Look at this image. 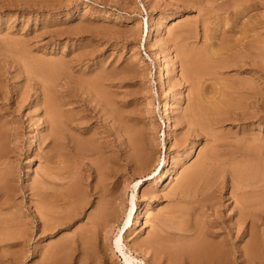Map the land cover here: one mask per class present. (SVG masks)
<instances>
[{
    "label": "rangeland",
    "instance_id": "1",
    "mask_svg": "<svg viewBox=\"0 0 264 264\" xmlns=\"http://www.w3.org/2000/svg\"><path fill=\"white\" fill-rule=\"evenodd\" d=\"M215 1L221 5V10L209 15L206 10L209 5L202 4V0H0V179L3 175L4 180L0 181V186L14 188V198L2 206L0 218H19V222L22 217L21 223L16 222L10 228L0 225V264H122L119 254H106V247L123 224L133 192L137 194L138 210L125 244L131 248L133 242H142L143 250L132 247V251L146 264H192L181 250L191 247L198 233L204 230L217 233L208 236L214 240H220L218 235L231 232L234 249L244 250L249 237L236 231L238 226L234 220L237 217H230L235 211V200L230 196L234 191L240 195V190L235 189L239 183L232 175L236 167L250 166L259 173L256 182L264 185V74L258 68L260 59L258 66H253L247 54L242 53L243 50L246 53V49L231 50L230 47L240 36L242 26L246 27L245 23L253 20L257 26L248 33L251 36L245 45L252 40L256 47L251 51L259 53L264 44L261 27L264 0ZM249 4H252L250 8ZM240 10L243 14L239 18L236 14ZM231 28L234 31H230ZM212 36L216 38L210 41ZM208 44L213 51L221 50L220 55L211 58L208 63L211 69H204L201 76L194 77L195 74L190 73L191 57L196 51L209 55ZM157 54L162 60L158 61ZM234 58L248 60L247 63L241 60L242 64L237 62L241 64L237 67ZM164 69H168V77L162 85L159 76ZM188 71L186 77L190 78L186 80ZM91 80L99 84H88ZM246 82L255 87L256 97L248 94L251 91ZM243 85L246 88L243 89ZM169 97L172 105L167 117L171 123L167 128L161 103ZM50 100L61 106L64 115L61 131L65 132L59 137L63 144H57V149L51 148L48 105H44ZM198 109L204 111L203 118L199 117ZM195 116H198V124L202 120L206 122L194 126L197 125L192 118ZM135 142L142 143H137L141 146L139 151ZM132 152L146 153L147 158L152 154L149 156L152 159L149 158L148 164L136 162L139 165L135 166L131 164H135L133 155H136ZM112 163H118V168ZM198 168L205 171V177L206 174L213 177L211 182L208 178L199 179L200 185L197 182L194 189L188 187L192 189H187L191 191L188 193L181 185L189 170L191 173V169L199 171ZM41 170L48 174H42ZM43 176L50 177L55 185L51 184L49 192L40 197L30 189L40 187ZM204 179L210 185L220 183L212 184L211 189L207 186L208 190ZM136 181L140 182L137 192L131 188ZM72 184L83 196L69 193L74 187ZM200 187L208 190L207 194ZM219 187L223 191L218 192ZM213 191L216 197L212 208L202 209L199 194L203 192L207 196ZM5 198L1 197L0 202ZM49 200L52 204H48ZM18 204L21 207L17 209ZM36 206L57 210L58 215L37 211ZM99 209L100 212L103 209L104 217L96 216ZM217 211L222 215L219 219L214 217ZM39 212L43 220L39 219ZM44 219L48 230L42 233L41 226L39 229L37 226ZM22 220L27 222L26 230ZM198 220H202V229H207L200 230ZM254 221L257 222L254 231L261 242L258 248H261L252 264H264V217H255ZM15 225L22 227L16 229ZM89 228L95 236H89ZM19 230L22 235L24 231L28 233L22 237ZM2 233H7L8 237H3L7 234ZM89 242L95 246L91 247ZM239 254L236 253L237 258Z\"/></svg>",
    "mask_w": 264,
    "mask_h": 264
},
{
    "label": "bare ground",
    "instance_id": "2",
    "mask_svg": "<svg viewBox=\"0 0 264 264\" xmlns=\"http://www.w3.org/2000/svg\"><path fill=\"white\" fill-rule=\"evenodd\" d=\"M202 4H208L209 6H206V10H208L209 11V15H210V12H214V13H217V11H220L221 9H220V7H221V5L220 4H218V2H216L215 0H202V2H201ZM201 4V5H202ZM231 4V3H230ZM254 5V4H253ZM263 5V4H262ZM252 6V4H249L248 5V7L250 8ZM202 7H204V6H202ZM234 7V6H233ZM238 7V6H237ZM254 7V6H253ZM246 8V7H245ZM202 9V8H201ZM205 9V8H204ZM226 9V8H225ZM201 11H203V10H201ZM244 12H245V10H244ZM208 13V12H207ZM237 13V12H236ZM218 14V13H217ZM243 14V10H240L237 14H236V17H239V16H241ZM245 14V13H244ZM262 14V13H261ZM264 14V13H263ZM235 15V14H234ZM235 17V16H234ZM234 17H232V18H234ZM261 20H263V23H264V15H261ZM210 18V17H209ZM240 18V17H239ZM239 18H238V20H239ZM252 18H250V20H251ZM241 20V19H240ZM260 20V21H261ZM237 21V20H236ZM252 21V23H250V21L248 20L246 23H245V25H247L246 27L244 26H242V28L240 29V36L237 38V37H234V38H237V39H235V43H233V46L232 47H230L231 48V50H233V48H240V49H246V53L244 52V50H243V52L240 50V52H242V53H244V54H247V56H248V58H249V60L248 59H246V60H242V58L240 59V58H234L235 59V61H234V64L238 67V66H240L241 64H242V62L243 63H247V60L249 61V64H253V66L254 65H256V66H258V59H260V66H258V68L260 69V71L264 74V44L263 45H261V48L259 49L260 51H259V53H257V51L256 52H254V50L253 51H251L252 49H254V47H256V46H254L253 47V45H252V40L250 41V40H248V41H250L249 42V44L247 45H245V43H246V39L249 37V36H251V35H249L250 33V30L252 31V27H255V25L256 24H254L253 23V20H251ZM259 20H257V22H258ZM259 21V22H260ZM206 22V21H205ZM222 22V21H221ZM258 22V23H259ZM262 23V24H263ZM146 25H147V27L145 28V32H146V37L148 36V34H149V28H148V23L146 22ZM186 25V24H185ZM257 26V25H256ZM262 27V29L264 30V25H262L261 26ZM205 28H206V26H205ZM208 28V27H207ZM236 28V27H235ZM191 29V28H190ZM209 29V28H208ZM208 29H206L207 31H208ZM217 29H218V27H217ZM261 29V30H262ZM177 30V29H176ZM205 30V31H206ZM230 31H234V28H231V29H229ZM174 31V30H173ZM172 31V32H173ZM204 31V30H203ZM169 32H171V31H169ZM253 32V31H252ZM195 33V32H194ZM213 33V32H212ZM249 33V34H248ZM216 34V33H215ZM260 34V33H259ZM264 34V33H263ZM262 34V35H263ZM177 35V34H176ZM183 35V34H182ZM205 35H206V33H205ZM217 35V34H216ZM256 35V34H255ZM254 35V36H255ZM256 36H258V35H256ZM215 36H212L211 38H209V40L211 41L212 40V38H214ZM230 37V36H229ZM180 38V37H179ZM204 38V37H203ZM216 38V37H215ZM234 38H232V39H234ZM177 39V38H176ZM188 39V38H187ZM190 39V38H189ZM205 39H206V37H205ZM183 40V39H182ZM209 41V42H210ZM13 42V41H12ZM254 43V42H253ZM260 43V42H259ZM182 44V43H181ZM258 44V43H257ZM212 46H213V43L211 44ZM211 45L210 44H208V46L206 47V49H207V51H208V53H209V55H202V54H200V52H197L196 51V53H194V55H192V57H191V61H190V63H191V71H190V73L192 72V73H194L193 75H194V77L195 76H201V74L204 72V69L206 70V69H211L210 67H209V64H210V62H211V60H213L215 57H217L218 55H220V51L221 50H219V51H213L212 50V48H211ZM192 46V45H191ZM204 47V46H203ZM199 49H200V47H199ZM202 49V48H201ZM221 49H222V47H221ZM224 49H227L225 46H224ZM190 50V49H189ZM185 51V50H184ZM192 51V50H191ZM193 51H194V49H193ZM192 51V52H193ZM205 51V50H204ZM223 51H225V50H223ZM234 51H237V50H234ZM233 51V52H234ZM248 51V52H247ZM239 52V51H238ZM186 53V52H185ZM207 53V52H206ZM232 53V52H231ZM255 53H256V56L259 54V56L258 57H256L255 56ZM84 54V53H83ZM190 55V52L189 53H186V55ZM183 55V54H182ZM188 55V56H189ZM157 56V59H158V61L159 60H162L161 58H160V55L159 54H157L156 55ZM184 56H185V54H184ZM183 56V57H184ZM187 56V57H188ZM208 56V57H207ZM233 56V55H232ZM236 56V55H235ZM251 56V57H250ZM255 56V58H253V57ZM245 57H246V55H245ZM211 58H213V59H211ZM244 58V57H243ZM185 59H186V57H185ZM232 59V58H231ZM241 60H242V62H241ZM36 61V60H35ZM223 61V60H222ZM230 61V60H229ZM184 62V61H183ZM237 62H241V64L240 65H238V63ZM209 63V64H208ZM233 63V62H232ZM27 64V63H26ZM185 64V63H184ZM206 64H208V65H206ZM218 64V63H217ZM234 64H231V65H234ZM224 65V64H223ZM214 67H215V65H213ZM62 67V66H61ZM209 67V68H208ZM242 67V66H241ZM260 67H262V68H260ZM188 68V67H187ZM186 68V69H187ZM221 68V67H220ZM220 70V69H219ZM186 71V70H185ZM189 71H188V73H187V75H185V77L186 76H188V74H189ZM183 72V71H182ZM217 72V71H216ZM213 73V72H212ZM183 74V73H182ZM214 75V74H213ZM191 76V75H190ZM221 76V75H220ZM168 77V69H164L163 70V72H161V74H160V76H159V80H160V83L163 85V83L165 82V79ZM184 77V78H185ZM206 77V76H205ZM243 77V76H242ZM60 78V77H59ZM187 78H190V77H186L185 79L187 80ZM260 78V77H259ZM195 79V78H194ZM200 79H202V77H200ZM51 80V79H50ZM84 80H85V78H84ZM92 81V80H91ZM194 81V80H193ZM226 81V80H225ZM244 81H245V79H244ZM84 82H86V81H84ZM89 82V81H88ZM198 82H200V81H198ZM92 83H94V86H97L98 84H99V82L98 81H92L91 83H88V84H92ZM196 83V82H195ZM247 84H248V82H246ZM259 83V82H258ZM86 84V83H85ZM222 84H224V83H222ZM52 85H53V83H52ZM199 85V84H198ZM231 85H233L232 83H231ZM242 85V84H241ZM245 85V84H244ZM243 85V86H244ZM92 86V85H91ZM93 87V86H92ZM99 87V86H98ZM223 87V86H222ZM238 87H239V85H238ZM248 87H252V84H251V86H250V82H249V84H248V86H247V89H249V91H251V92H249L248 94L249 95H251L252 96V98H253V96L254 97H256L257 96V90H253V88H255V87H252V88H248ZM95 88V87H94ZM163 88V87H162ZM221 88V87H220ZM233 88H235V87H233ZM243 89L244 88H246L245 86L244 87H242ZM241 88V89H242ZM97 89V88H96ZM100 89V88H99ZM222 89V88H221ZM240 89V88H239ZM240 89V90H241ZM198 91V90H197ZM248 92V91H247ZM263 92V91H262ZM102 93V92H101ZM197 93V92H196ZM217 93V92H216ZM238 94H240L239 93V91L237 92ZM99 94V93H98ZM231 94V93H230ZM244 94V93H243ZM247 94V95H248ZM259 94H260V92H259ZM99 95H101V94H99ZM219 95H222L221 93L219 94ZM228 95V94H227ZM226 95V96H227ZM236 95V94H235ZM199 96V95H198ZM200 97V96H199ZM241 97H242V95H241ZM249 97V96H248ZM259 97V96H258ZM232 99L234 98V97H231ZM245 98V97H244ZM244 98H241V99H244ZM220 99V98H219ZM225 99V98H224ZM232 99H231V101H232ZM240 98L238 99V100H241ZM218 100V99H217ZM247 100H249V98L247 99ZM259 100V99H258ZM198 101V100H197ZM225 101V100H224ZM228 101V100H227ZM55 102V101H54ZM202 102V101H201ZM45 103H47V102H45ZM44 103V105H48L47 106V113H48V121H49V137H50V142L52 141V147L51 148H53V149H55L56 147L58 148V146H57V144H63V143H61L59 140H60V135L62 134L61 132L62 131H64V130H62L61 131V128H62V123H61V121H64V120H61L63 117H64V115L62 114L63 113V111L61 110V106L59 105L58 106V104L56 103V104H54L53 102H52V100H50V101H48V103L47 104H45ZM102 103V102H101ZM146 103V102H145ZM229 103V102H228ZM227 103V104H228ZM233 103V102H232ZM232 103H231V105H232ZM237 103H238V101H237ZM236 103V104H237ZM247 103V102H246ZM204 104V103H203ZM222 104V103H221ZM230 104V103H229ZM240 104V103H239ZM161 110L163 111V117L167 120V122H166V126L165 127H170L169 126V122H170V120H169V118L167 117L168 116V114H167V110L168 109H170V107H171V105H172V103H171V98L169 97V98H167L165 101H163L162 103H161ZM195 105H199V104H195ZM225 105H226V103H225ZM203 106V105H202ZM204 106H206L205 104H204ZM203 106V107H204ZM213 106V105H212ZM215 106V105H214ZM224 106V105H223ZM199 107V106H198ZM198 107H195L196 109L198 108ZM209 107V106H208ZM208 107H206L207 109H208ZM217 107V106H216ZM221 107V106H220ZM220 107H218V108H220ZM232 107V106H231ZM238 107H241V105L240 106H238ZM194 108V107H193ZM205 108V109H206ZM222 108H224V107H222ZM244 108V107H243ZM204 109V108H203ZM212 109V108H211ZM235 109H236V107H235ZM193 110V109H192ZM202 110V109H201ZM209 110V109H208ZM217 110V109H216ZM222 110H224V109H222ZM191 111V110H190ZM195 111H197V110H195ZM198 111H199V109H198ZM206 111V110H205ZM212 111V110H211ZM211 111H209V112H211ZM242 111V110H241ZM199 112H201V111H199ZM198 112V113H199ZM204 112V111H203ZM203 112H201V114L199 115V117L200 116H202L201 118H203V116L204 115H202V113ZM218 112V111H217ZM223 112V111H222ZM196 113V112H195ZM213 113H214V111H213ZM224 113V112H223ZM242 113H244V111L242 112ZM222 114V113H221ZM245 114V113H244ZM254 114V113H253ZM62 115H63V117H62ZM196 115V114H195ZM205 115H206V113H205ZM239 115V114H238ZM242 115V114H241ZM214 116H215V118H216V115L215 114H213V119H214ZM219 116H221L220 114H219ZM223 116V115H222ZM79 117V116H78ZM198 117V116H197ZM196 116H195V118L194 117H192L193 118V120L195 119L196 120V118H197ZM211 117V116H210ZM226 117V116H225ZM199 119V120H202V119ZM206 118H207V116H206ZM205 119V118H204ZM194 120V121H195ZM197 120H198V118H197ZM196 120V122L195 123H197V125H195L194 123H192L191 121V125H193L194 124V126H198V125H200L202 122H203V124L206 122L205 120H202V122H200V124H198L199 122ZM207 120V119H206ZM68 121H69V119H68ZM193 121V122H194ZM205 121V122H204ZM250 121V120H249ZM213 122V121H212ZM218 122H220V121H218ZM171 123V122H170ZM64 124V123H63ZM189 125H190V123H189ZM188 125V126H189ZM190 125V126H191ZM219 125V124H218ZM65 126V125H64ZM201 126H202V124H201ZM201 126H199L200 127V129H201ZM212 126V125H211ZM214 126H216V125H214ZM192 127V126H191ZM202 128H204V127H202ZM208 128V127H207ZM194 129V128H193ZM199 129V128H198ZM199 129V130H200ZM209 129V128H208ZM208 129H206V130H208ZM212 129V128H211ZM169 130V129H168ZM205 130V131H206ZM215 130V129H214ZM201 132H203V129L202 130H200ZM210 131V130H209ZM208 131V133H210ZM65 132V131H64ZM194 132H197V131H195L194 130ZM198 133H200V132H198ZM205 133V132H204ZM193 134V133H192ZM189 135V134H188ZM194 135V134H193ZM201 135V134H200ZM2 136V135H1ZM48 136V135H47ZM173 136V135H172ZM195 136V135H194ZM197 136V135H196ZM199 136V135H198ZM208 136V135H207ZM211 136V135H210ZM209 136V137H210ZM91 137V136H90ZM191 137V136H190ZM187 138V137H186ZM216 138V137H215ZM249 138V137H248ZM2 139V138H1ZM252 139V138H251ZM139 140V139H138ZM212 140V139H211ZM220 140V139H219ZM253 140V139H252ZM246 141H247V139H246ZM182 142V141H181ZM220 142V141H219ZM248 142V141H247ZM246 142V143H247ZM256 142V141H255ZM136 143V142H135ZM139 145H141L142 143H139V142H137ZM137 143H136V145L135 146H137ZM245 143V144H246ZM260 144V143H259ZM134 145V144H133ZM249 145V144H248ZM246 146H247V144H246ZM131 147H134V146H131ZM138 147V146H137ZM136 147V148H137ZM139 147H141V146H139ZM138 147V149H136V150H138L139 151V148ZM144 147V146H143ZM245 147V146H244ZM56 148V149H57ZM145 148V147H144ZM239 148V147H238ZM247 148H248V146H247ZM252 148V147H251ZM257 148V147H256ZM122 149V148H121ZM141 149H143V148H141ZM250 149V148H249ZM148 150V149H147ZM102 151V150H101ZM132 151H134V149L132 150ZM134 152H137V151H134ZM134 152H132V154H136V155H133V156H135L134 157V160H135V164L134 163H131L132 162V160L130 159V163L131 164H133V165H139V164H136V162L137 163H143V164H145L146 162H149V161H151L150 159H152V157L150 158L149 156L151 155L152 156V154H149V156H148V158L146 157V153H145V155H144V153H134ZM148 152V151H147ZM150 153H151V151H150ZM127 154V153H126ZM217 154V153H216ZM248 154V153H247ZM247 154H246V156H247ZM129 155V154H128ZM206 155V154H205ZM211 155V154H210ZM244 156H245V154H243ZM124 157H125V154L123 155ZM213 156V155H212ZM264 156V155H263ZM262 156V157H263ZM130 157V156H129ZM220 157V156H219ZM251 157V156H250ZM122 158V157H121ZM150 158V159H149ZM210 158V157H209ZM217 158V157H216ZM215 159V158H214ZM237 159V158H236ZM242 159V158H241ZM101 160V159H100ZM119 160V159H118ZM121 160V159H120ZM119 160V161H120ZM126 160V159H125ZM134 160H133V162H134ZM149 160V161H148ZM216 160V159H215ZM220 160V159H219ZM245 160V159H244ZM253 160V159H252ZM123 161V160H122ZM128 161V160H127ZM143 161V162H142ZM145 161V162H144ZM113 162V161H112ZM116 162V161H115ZM114 162V163H115ZM121 162V161H120ZM114 163H112V164H114ZM161 163V162H160ZM202 163H205V162H202ZM221 163V162H220ZM118 164V163H117ZM117 164L115 165L116 166V168H118V166H117ZM120 164V163H119ZM146 164H148V163H146ZM201 164V163H200ZM219 164V163H218ZM202 166H203V164H201ZM241 165V164H240ZM246 165V164H245ZM250 165V164H249ZM255 165V164H254ZM264 165V164H263ZM0 166H2V165H0ZM48 166V165H47ZM56 166V165H55ZM58 166H60V165H58ZM120 166V165H119ZM194 166V165H193ZM196 166V165H195ZM205 166V165H204ZM225 166H226V164H225ZM247 166V165H246ZM106 167V166H105ZM148 167V166H147ZM200 167V166H199ZM228 167V166H227ZM240 168H238V167H236V169L233 171V173L235 174V175H232L233 176V178L232 179H234L236 182H237V184L239 183V187L238 188H236L235 187V185L233 186L232 185V188H234L235 187V189L237 190H240V195H238V193H237V191H236V193H235V191L233 192V196H230V197H234V200H235V205H234V214L233 215H231L230 217H237L236 218V221L234 220V222H236V223H234V224H236L237 226H238V230L236 229L237 228V226H236V228H234V229H236V231H240V233H241V235H244V237L245 236H248L247 238H248V240L246 239V242L243 244L244 245V250H242V251H239V250H237V248H235L234 249V247H236V246H234L233 244L234 243H232V237H233V234L231 233V232H229V233H227L225 236H221V235H218V236H220L221 238H220V240H214L213 238H209L208 236L210 235V236H214L215 234H217V233H213L212 231H207V230H204V229H202L203 227H202V224H201V222H202V220H201V222L198 220V224H199V222H200V226H201V229L200 230H204L203 232H200V233H198L197 235L199 236L198 238H196V241H195V243H193V245H191V247L190 246H187L186 248H184L185 250L183 251V250H181L186 256H188L189 257V262L191 261L192 262V264L193 263H195V264H252L253 262H254V260H257V255H258V253L257 252H259L258 250H260L259 248H261V247H259L258 248V245L261 243H259V241H258V239L259 238H257V236H256V232L254 231L255 230V228H254V226H256V223H255V221H254V218L255 217H264V185L262 186L259 182H261V181H259V182H256V179L258 180V178H256V175H258L257 173H256V171H253L254 169H251V168H245V166L243 167V165H242V167L241 166H239ZM1 168V167H0ZM40 168V167H39ZM55 168V167H54ZM190 168H192V167H190ZM204 168V167H203ZM208 168H210V166H208ZM217 168V167H216ZM219 168V167H218ZM238 168V169H237ZM257 168V167H256ZM57 169V168H56ZM62 169V168H61ZM194 169V168H193ZM196 169V168H195ZM199 169V168H198ZM197 169V170H198ZM204 169H206V168H204ZM212 169V168H211ZM258 169V168H257ZM50 170V169H49ZM112 170V168L110 169V171ZM202 169H199V171H195V170H192L191 169V173H190V170H189V174H187L185 177L186 178H184L185 179V181L183 182V184L181 185L182 186V188H184V189H191V188H188V187H192L193 188V186H194V188H195V184L197 183V182H199V185H200V183H201V180H203V178H208V180H209V182H211L210 181V179L213 177V175H212V177L211 178H209V177H207L208 175L206 174V177L204 176L205 174H204V172H202L201 171ZM208 170V169H207ZM206 170V171H207ZM214 170V169H213ZM2 171V170H1ZM42 171V170H41ZM52 171V170H51ZM51 171H49V172H51ZM58 171V170H57ZM91 171V170H90ZM113 171L115 172V170L113 169ZM117 171V170H116ZM145 171V170H144ZM194 171V172H193ZM230 171H231V169H230ZM38 172V171H37ZM102 172V171H101ZM225 172V171H224ZM263 172V171H262ZM7 172H5V174H6ZM35 173H36V171H35ZM43 173H46V172H43L42 171V174ZM117 173V172H116ZM207 173H208V171H207ZM210 173H212V172H210ZM210 173H208V174H210ZM215 173V172H214ZM232 173V174H233ZM46 174H48V173H46ZM46 174H44L45 176H46ZM55 174H56V172H55ZM185 174V173H184ZM229 174V173H228ZM6 175H8V174H6ZM6 175H4V176H6ZM36 175V174H35ZM54 175V174H53ZM87 175V174H86ZM115 175V174H114ZM183 175V174H182ZM181 175V176H182ZM42 176V175H41ZM48 176H50V175H48ZM48 176H46L47 178H48ZM73 176H75L74 174H73ZM231 176V177H232ZM261 176V175H260ZM1 177V176H0ZM50 177H52V176H50ZM50 177H49V179H50ZM216 177V179H217V176H214V178ZM2 178H3V175H2ZM2 178L0 179V181L2 180ZM5 178H7V177H5ZM12 178V177H11ZM47 178H45L44 176H43V179L44 180H42L43 182H42V184H41V186L40 187H35V190H31L30 189V191L32 192H34V195H36V196H38V195H40V197H41V194H44V193H47V192H49V189H50V187H52V185L51 184H53V185H55L54 183H51V182H53V181H50L49 179H47ZM53 179H54V177H52ZM123 178V177H122ZM202 178V179H201ZM221 178V177H220ZM56 179H58V178H56ZM56 179H54V180H56ZM199 179H201L200 181H199ZM206 179H204L205 181H204V186L207 188V186L208 187H210V189H211V185L213 184V186L215 185V183H217V182H215V183H211V185H210V183L208 182V180H206ZM59 180V179H58ZM72 180V179H71ZM70 180V181H71ZM218 180H219V178H218ZM234 180H232V182L234 181ZM2 181H4V180H2ZM7 181H8V179H7ZM40 181V180H39ZM207 181V182H206ZM37 182V181H36ZM57 182V181H56ZM171 182V181H170ZM40 183V182H39ZM38 183V184H39ZM177 183V182H176ZM180 183V182H179ZM203 183V182H202ZM218 183H220V182H218ZM262 183H263V181H262ZM172 184V183H171ZM198 184V183H197ZM232 184H234V183H232ZM46 185H48V186H46ZM49 185H51V186H49ZM58 185H59V183H58ZM73 185V184H72ZM96 185V184H95ZM140 185V182L139 181H136L135 183H134V185L131 187V188H133L134 189V191H138V186ZM231 185V184H230ZM8 187H9V185H7ZM74 186V185H73ZM97 186V185H96ZM95 186V187H96ZM126 186H128V184L126 185ZM177 186V185H176ZM180 186V185H179ZM178 186V187H179ZM202 186V185H201ZM212 186V188H214ZM217 186H219V185H217ZM216 186V187H217ZM221 186V185H220ZM8 187H6L5 185L4 186H0V199H1V197H6L5 198V200H3L2 202H0V209H2V206L3 205H8L9 204V202L12 200L11 199V197H13L12 195H14V191H13V186H11V189L10 188H8ZM82 187V186H81ZM175 187V186H174ZM223 187H225V186H223ZM13 188V189H12ZM33 188V187H32ZM53 188H54V186H53ZM193 188V189H194ZM202 188H204V187H202ZM201 187H200V190L202 189ZM48 189V190H47ZM56 189V188H55ZM85 189V188H84ZM126 189H128V187L126 188ZM174 189V188H173ZM172 189V190H173ZM208 189V188H207ZM216 189V188H215ZM225 189V188H224ZM6 190V192L4 193L3 191H5ZM63 190V189H62ZM119 190H120V188H119ZM182 190V189H181ZM192 190V189H191ZM206 189L204 188V193H206L207 191H205ZM218 190V192H221V190H222V188L221 187H219V189H217ZM13 191V192H12ZM78 187H76V186H74V187H72L71 188V191L69 192L70 194H78ZM136 191V192H137ZM188 191V190H187ZM187 191H186V194H188L189 192H191V191H188V193H187ZM197 191V190H196ZM212 191V190H211ZM223 191V190H222ZM54 192V191H53ZM106 192V191H105ZM104 192V193H105ZM185 192V191H184ZM199 192V191H198ZM203 192H201V194H199V195H201L200 196V199H198V201H199V203L202 205V209L203 208H205L206 207V209L207 208H210L211 206H212V202H213V200L215 199V197H216V195L214 196V194L216 193V191H213V193L211 194V195H209V193H208V195L207 196H205L206 194H204L203 195ZM11 193V194H10ZM119 193V192H118ZM196 193V192H195ZM200 193V192H199ZM15 194H16V191H15ZM79 194H80V196L82 195L83 196V194H82V192L80 193L79 192ZM78 194V195H79ZM117 194V193H116ZM181 194H182V192H181ZM184 194V193H183ZM185 194V195H186ZM191 194H193V193H191ZM218 194H220V193H218ZM231 194H232V192H231ZM30 195H33L32 193L30 194ZM69 195V194H68ZM136 193H134L133 192V194L131 195V198L128 200V202H129V208H128V210H126V212H124L125 213V217H124V221H123V224H122V226L121 227H118V229H117V232L115 233V235H114V237H113V239H112V241H111V244L109 245V246H107L106 247V254L107 255H115V254H119V256L121 257V259H122V264H146V262L145 261H142V260H140V259H138L137 258V255L135 256V254H133V252L134 251H132V247H134L136 250H138V249H141V250H143L144 248V245H142V242H133V245H131L132 247L130 248V246H128L127 244H125V239H126V235H127V233H128V231L130 230V228H131V226H132V224H133V219H134V216H135V214H136V212H137V210H138V208H137V204H136ZM152 195V194H151ZM197 195V194H196ZM58 196V195H57ZM191 196V195H190ZM238 196V197H237ZM34 197V196H33ZM50 197H52V196H49L48 197V199L50 198ZM111 197H113V196H111ZM122 197V196H121ZM183 197V196H182ZM198 197V196H197ZM220 197V196H219ZM14 198V197H13ZM25 198V197H24ZM36 198V197H35ZM34 198V199H35ZM44 198V197H43ZM47 198V197H46ZM54 198H56V196L54 197ZM53 198V199H54ZM73 198V197H72ZM193 198V197H192ZM195 198V197H194ZM218 198V197H217ZM3 199V198H2ZM11 199V200H10ZM33 199V198H32ZM51 199V198H50ZM52 199V201H54ZM57 199H58V197H57ZM113 199H114V197H113ZM190 199V198H189ZM233 199V198H232ZM9 200V201H8ZM28 200V199H27ZM42 200V199H41ZM67 200V199H66ZM105 200V199H104ZM108 200V199H107ZM106 200V201H107ZM15 201V200H14ZM50 201V200H49ZM56 201V200H55ZM54 201V202H55ZM78 201V200H77ZM98 201V200H97ZM12 202V201H11ZM42 202V201H41ZM109 202V204H110V200L108 201ZM197 202V201H196ZM19 203V202H18ZM45 203V202H44ZM49 203H51V201L50 202H48V204ZM56 203V202H55ZM54 203V204H55ZM21 204V203H20ZM46 204V203H45ZM52 204V203H51ZM50 204V205H51ZM67 204V203H66ZM102 204V203H101ZM105 204V203H104ZM214 204V203H213ZM14 205V204H13ZM36 205H39V204H36ZM111 205V204H110ZM224 205V204H223ZM18 206H20L19 204L17 205V207L16 206H14V207H16L17 209H18ZM47 206V205H46ZM49 206V205H48ZM69 206V205H68ZM104 206V205H103ZM103 206L101 207V208H103ZM106 206V205H105ZM180 206H181V204H180ZM215 206V205H214ZM21 207V206H20ZM23 207V206H22ZM71 207V206H70ZM99 207V208H100ZM107 207V206H106ZM184 207V206H183ZM188 207V206H187ZM36 208H38V210L37 211H43L44 213H53V214H57L58 215V213L55 211V210H51V209H47L46 207H43V206H36ZM59 208V207H58ZM57 208V209H58ZM80 208V207H79ZM78 208V209H79ZM198 208V207H197ZM201 208V207H200ZM212 208V207H211ZM214 208V207H213ZM22 209V208H21ZM32 209V208H31ZM98 209V208H97ZM103 209H106L105 207L103 208ZM103 209H102V211L100 212V209H99V211H98V213H97V217H101V216H103L104 215V213H103ZM108 209V208H107ZM185 209V208H184ZM219 209V208H218ZM109 210H111V209H109ZM188 210V209H187ZM210 210V209H209ZM212 210V209H211ZM35 211V210H34ZM115 211V210H114ZM213 211V210H212ZM219 211V210H218ZM216 212L217 214L216 215H214V217H218V219H219V217H221L222 215H220V213L219 212ZM4 212V211H3ZM59 212V211H58ZM73 212H75V211H73ZM100 212V213H99ZM148 212V211H147ZM203 213H204V211H202ZM201 212V213H202ZM206 212V211H205ZM208 212V211H207ZM206 212V213H207ZM209 212H211V211H209ZM40 214V216L41 217H39V219H42L43 217H42V214H41V212H39ZM72 213V212H71ZM119 213V212H118ZM202 213V214H203ZM3 214V213H2ZM205 214V213H204ZM213 214H215L214 212H213ZM232 214V213H231ZM52 215V214H51ZM160 215V214H159ZM183 215H184V213H183ZM187 215H189L188 213H187ZM198 215H199V213H198ZM197 215V216H198ZM13 216H14V214H13ZM95 216V217H96ZM163 216V215H162ZM173 216V215H172ZM181 216V215H180ZM204 216V215H203ZM207 216V215H206ZM92 217V216H91ZM104 217V216H103ZM208 217V216H207ZM18 219L19 218H14V217H5V218H0V225H4V224H6V226H9L8 228H10V227H12V225H14L17 221H18ZM21 219H22V217H21ZM21 219L19 220V222H17V223H21ZM66 219V218H65ZM105 219V218H104ZM198 219H201V218H198ZM204 219V218H203ZM217 219V218H216ZM43 220V219H42ZM58 220V219H57ZM89 220V219H88ZM186 220V219H185ZM194 220V219H193ZM209 220H212V219H209ZM26 221V220H25ZM104 221V220H103ZM249 221V222H248ZM258 221H259V219H258ZM261 221V220H260ZM24 222V220H22V225H23V228L24 227H27L26 226V224H27V222H25V223H23ZM209 222V221H208ZM211 223H212V221H210ZM246 222H248V224H249V226H248V224H247V227L245 226L244 227V224H246ZM42 223V224H41ZM40 224L41 225H39V226H37V228L39 227L40 228V226H41V232L42 233H44L45 231H47L48 230V226H47V223H46V221H45V219H44V221H42ZM56 223V222H55ZM101 223V222H100ZM173 223V222H172ZM197 223V222H196ZM204 223V222H203ZM214 223V222H213ZM102 224V223H101ZM204 224H206V223H204ZM50 225V224H49ZM104 225V224H103ZM199 225H197L198 227H199ZM232 225V224H231ZM16 226V225H15ZM20 226V225H19ZM19 226H16L15 228L16 229H18L17 227H19ZM58 226V225H57ZM92 226V225H91ZM175 226V225H174ZM207 226V225H206ZM213 226H214V224H213ZM233 226V225H232ZM20 227H22V226H20ZM190 227V226H189ZM197 227V228H198ZM208 227V226H207ZM224 227V226H223ZM231 227V226H230ZM14 228V227H13ZM14 228V229H15ZM38 228V229H39ZM91 228V227H90ZM89 228V230H88V233L90 234L89 236L91 237V235L92 236H95V232L94 231H92L91 229ZM194 228V227H193ZM196 228V229H197ZM227 228H229V227H227ZM256 228H257V226H256ZM4 229V228H3ZM13 229V230H14ZM20 229H22V228H20ZM195 229V230H196ZM207 229V228H206ZM211 229V228H210ZM217 229V228H216ZM220 229V228H219ZM225 229V228H224ZM230 229V228H229ZM260 229V228H259ZM2 230V229H1ZM11 230V229H10ZM24 230H26V228H24ZM87 230V229H86ZM96 230V229H95ZM171 230H173V229H171ZM189 230V229H188ZM85 231V230H84ZM187 231V230H186ZM185 231V232H186ZM3 232V231H2ZM11 232V231H10ZM16 232V234H17V232H18V230H16L15 231ZM19 232H20V234L22 235V230H19ZM25 233L27 232V231H24ZM188 232V231H187ZM198 232H199V230H198ZM210 232V233H209ZM220 232V231H219ZM225 232V231H224ZM24 233V234H25ZM28 233V232H27ZM82 233H84L83 231H82ZM88 233H86V234H88ZM175 233V232H174ZM257 233H258V230H257ZM2 234H7V233H2ZM15 233L13 232V235H14ZM23 234V235H24ZM172 234V233H171ZM191 234V233H190ZM225 234V233H224ZM259 234V233H258ZM18 235V234H17ZM17 235H15L14 237H17ZM23 235H22V237H23ZM81 235H83V234H81ZM187 235H188V233H187ZM12 236V235H11ZM25 236H26V234H25ZM86 236V235H85ZM177 236V235H176ZM185 236H186V234H185ZM192 236V235H191ZM3 237H8V234H7V236H3ZM9 237H10V235H9ZM22 237H17L18 239L19 238H21L22 239ZM83 237V236H82ZM87 237V236H86ZM174 237H175V235H174ZM178 237V236H177ZM216 237V236H215ZM258 237H260L259 235H258ZM11 238V237H10ZM16 238V239H17ZM156 238V237H155ZM217 238V237H216ZM215 238V239H216ZM5 239V238H4ZM4 239H2V240H4ZM9 239V238H8ZM7 239V240H8ZM13 239V238H12ZM11 239V240H12ZM80 239V238H79ZM260 240V239H259ZM186 241V240H185ZM1 242V241H0ZM86 242H88V241H86ZM156 243V242H155ZM87 244V243H86ZM91 247H93V246H95L94 245V243L93 242H89L88 243ZM130 244V243H129ZM132 244V243H131ZM145 244H146V242H145ZM65 245V244H64ZM143 246V247H142ZM160 246V245H159ZM90 247V248H91ZM158 247V246H157ZM148 248V247H147ZM240 248V247H239ZM149 249V248H148ZM147 251V250H146ZM145 251V253H147ZM240 253L239 255H240V257H238L237 258V255H236V253ZM65 254V253H64ZM260 254V253H259ZM258 258H260L259 256H258ZM261 259V258H260ZM260 259H258L259 261H260ZM190 262V263H191ZM261 264V263H260Z\"/></svg>",
    "mask_w": 264,
    "mask_h": 264
}]
</instances>
